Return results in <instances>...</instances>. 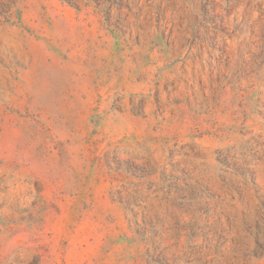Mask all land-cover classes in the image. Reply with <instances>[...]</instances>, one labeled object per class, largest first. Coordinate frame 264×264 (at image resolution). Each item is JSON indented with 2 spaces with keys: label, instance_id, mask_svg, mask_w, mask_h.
Masks as SVG:
<instances>
[{
  "label": "rangeland",
  "instance_id": "rangeland-1",
  "mask_svg": "<svg viewBox=\"0 0 264 264\" xmlns=\"http://www.w3.org/2000/svg\"><path fill=\"white\" fill-rule=\"evenodd\" d=\"M0 264H264V0H0Z\"/></svg>",
  "mask_w": 264,
  "mask_h": 264
}]
</instances>
